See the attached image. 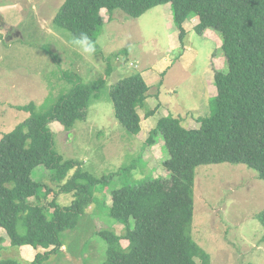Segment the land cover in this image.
<instances>
[{"label": "rangeland", "instance_id": "374dc122", "mask_svg": "<svg viewBox=\"0 0 264 264\" xmlns=\"http://www.w3.org/2000/svg\"><path fill=\"white\" fill-rule=\"evenodd\" d=\"M64 1L0 0V139L29 117L16 107L34 103L39 111L48 110L73 89L75 81L105 80L91 98L86 121L77 122L70 131L57 121L49 125L55 135L53 150L64 161H74L76 168L63 178L43 166L32 175L51 192L44 204L55 198L60 207L75 200L73 193L61 191L77 168L108 179L93 189L94 202L84 210L77 227L63 233L66 251L45 262L102 264L107 244L99 233L108 229L125 233L105 208L112 204L111 191L150 177H169L163 166L169 155L162 136H154L155 143L148 144L157 119L173 115L186 128H198V119L213 112L214 74L228 67L222 36L207 29L204 40L189 28L182 41L170 4L157 6L138 19L121 10H102L104 24L97 32V51L85 57L70 44L72 34L53 23ZM196 19L186 22L193 25ZM185 43L196 51L186 54ZM134 73L142 74L150 88L147 107L139 110L141 132L137 136L115 118L110 95L117 82ZM152 110L156 120L146 119ZM31 203L36 204L34 199ZM263 211L264 181L256 170L230 163L196 169L190 233L210 256V264H264V227L258 218ZM0 237L5 239L0 242V260L11 258L24 264L1 228ZM33 256L34 252L30 259Z\"/></svg>", "mask_w": 264, "mask_h": 264}, {"label": "trees", "instance_id": "16d2710c", "mask_svg": "<svg viewBox=\"0 0 264 264\" xmlns=\"http://www.w3.org/2000/svg\"><path fill=\"white\" fill-rule=\"evenodd\" d=\"M166 4L171 5L182 41L183 24L191 17L199 20L194 28L198 35L212 29L222 36L228 68L215 72L213 112L198 119V128L188 129L180 118L168 115L151 132L149 145L156 135L164 140L169 157L163 166L169 177H150L111 191L112 204L105 208L125 233L114 229L99 233L107 244L102 264H198V259L210 264V256L190 233L196 169L244 164L264 181V0H65L53 23L72 36L86 32L96 41L104 24L102 10H121L138 19ZM104 84L103 79L89 84L75 81L73 89L48 110L39 111L34 103L16 107L29 117L0 139V227L12 247L46 250L37 253L31 264H45L62 250L63 233L77 227L94 202L93 189L108 183L106 177L99 179L77 168L61 191L73 193L75 200L60 207L55 198L44 204L51 192L32 178L40 166L56 171L59 178L76 168L74 161H64L53 150L55 135L49 125L57 121L70 131L86 121L91 98ZM149 90L142 74L134 73L117 82L110 93L115 118L134 136L141 132L139 110L146 109ZM153 115L154 110L147 111L145 118ZM258 218L264 227V211ZM0 264L21 263L7 258Z\"/></svg>", "mask_w": 264, "mask_h": 264}, {"label": "crops", "instance_id": "0c3cea01", "mask_svg": "<svg viewBox=\"0 0 264 264\" xmlns=\"http://www.w3.org/2000/svg\"><path fill=\"white\" fill-rule=\"evenodd\" d=\"M172 20H173V18H172ZM199 23V20L198 19H196L195 20V23L192 25V23L191 22H185V24L183 25V27H184V29H185V31H186V34H187V32H189V28H191L192 30H194V28H195V26L197 25ZM195 31V30H194ZM207 33H208V31H205L204 32V34L203 35H200V38L201 39H204V40H207ZM171 37H172V34H171ZM210 39H208V41H209ZM211 41V43H213L214 42V40H210ZM213 41V42H212ZM216 43V42H215ZM185 53L186 54H188V53H190L191 51H193V52H195L196 50H194L193 49V46H190L189 44H187V43H185ZM155 115H156V112H155ZM155 115H153L152 117H150V120H153L154 118H155ZM163 117H165V116H163ZM157 118V117H156ZM156 118H155V120H156ZM162 117H160L159 119H157V123H158V121L161 119ZM147 119H149V118H147ZM1 228V227H0ZM2 229V228H1ZM3 231H5L4 229H3ZM7 234V233H6ZM0 238H2L3 239V241L5 240L3 237H0ZM13 248V247H12ZM63 251H66V249H67V245L66 246H64L63 248ZM41 250H43V252H45L46 250L45 249H43V248H38V249H34L33 247H31V246H23V247H20V248H17V251L19 252V254H20V256H21V258L20 259H22L21 261L24 263V264H28L29 262L31 263V262H33V260H34V258H35V255L37 254V253H43V252H41ZM21 252V253H20ZM33 252H34V256H33V258L32 259H30V255H32L33 254ZM19 256V255H18Z\"/></svg>", "mask_w": 264, "mask_h": 264}, {"label": "clouds", "instance_id": "9594fccd", "mask_svg": "<svg viewBox=\"0 0 264 264\" xmlns=\"http://www.w3.org/2000/svg\"><path fill=\"white\" fill-rule=\"evenodd\" d=\"M189 39H192L190 34ZM72 47L85 57L92 56L97 51V43L86 32L74 34L70 40ZM139 179V177H136Z\"/></svg>", "mask_w": 264, "mask_h": 264}]
</instances>
